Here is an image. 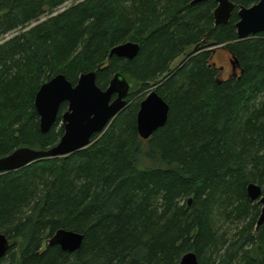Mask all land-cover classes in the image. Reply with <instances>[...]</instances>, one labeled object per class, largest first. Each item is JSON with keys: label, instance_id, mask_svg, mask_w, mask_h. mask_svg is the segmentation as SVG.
Instances as JSON below:
<instances>
[{"label": "trees", "instance_id": "16d2710c", "mask_svg": "<svg viewBox=\"0 0 264 264\" xmlns=\"http://www.w3.org/2000/svg\"><path fill=\"white\" fill-rule=\"evenodd\" d=\"M68 1L0 0V37ZM231 1L229 22L216 25L215 0H84L0 44V158L60 141L67 103L47 133L35 107L60 73L76 85L96 71L105 89L120 72L129 100L150 88L170 106L150 139L135 100L88 147L0 174L10 240L0 264H180L191 251L199 264H264L262 208L247 193L254 182L264 194V32L241 40L236 28L240 8L260 0ZM127 41L140 44L134 59L110 57ZM215 46L237 75L220 77ZM61 229L84 235L77 251L51 244Z\"/></svg>", "mask_w": 264, "mask_h": 264}, {"label": "water", "instance_id": "95a60500", "mask_svg": "<svg viewBox=\"0 0 264 264\" xmlns=\"http://www.w3.org/2000/svg\"><path fill=\"white\" fill-rule=\"evenodd\" d=\"M208 0H193V4ZM218 3L214 11L215 24H227L235 4L231 0H215ZM239 21L236 24L238 38L243 40L264 32V0L250 7H241ZM140 51V44L127 41L111 49L110 57L117 55L134 59ZM232 61L233 72L237 75V66ZM132 87L131 82L120 72L116 73L107 88L97 84V72L83 73L77 84L73 85L65 74L60 73L46 81L35 97V107L40 116L43 133L49 132L56 124L60 108L67 103V110L62 115L64 134L60 141L48 149L19 147L12 153L0 158V174L13 172L45 158L70 155L84 149L92 143L95 134L105 131L111 122L127 106V97ZM170 106L156 90L151 91L140 103L137 115V128L140 137L147 140L165 126L168 121ZM251 201L262 204L258 226L264 223L263 188L251 182L247 186ZM84 241V235L72 230L61 229L51 239V244L60 245L64 251H77ZM10 248L8 237L0 233V258ZM145 264V263H142ZM162 264V263H161ZM180 264H199L195 252L184 254Z\"/></svg>", "mask_w": 264, "mask_h": 264}, {"label": "rangeland", "instance_id": "374dc122", "mask_svg": "<svg viewBox=\"0 0 264 264\" xmlns=\"http://www.w3.org/2000/svg\"><path fill=\"white\" fill-rule=\"evenodd\" d=\"M81 1H84V0H69L68 2H66L63 6H61L60 8H58L53 14H46L44 15L43 17H41L40 20L36 21V22H33L32 24H29L26 28L24 29H19L17 31H14V32H11L9 34H6L2 37H0V44H3L5 43L7 40L11 39L13 36L15 35H18L20 33H22L23 31H26L27 29L31 28L32 26L40 23V22H43L45 20H47L48 18H50L51 16L65 10L66 8L76 4V3H79ZM212 62L214 64L217 65V67L221 68L220 70V77L221 78H224V79H227L229 78L230 76L233 75V67H232V56L231 54L229 53V51L225 48H223L222 46H215V47H212ZM185 59V56H182L180 58H178L172 65V68L175 69L177 68L181 63L182 61H184ZM127 80L130 82V80L127 78ZM140 89V86H135L132 90V92H137L138 90ZM152 90L150 88H148L145 92L141 93L140 95L136 96L135 98H133L132 100H129L130 97L128 95L127 97V106L129 105V103H132L134 102L135 100H141L146 98V96L151 92ZM107 130V129H106ZM105 130V131H106ZM105 131L101 132V135L99 137H101ZM261 208H262V204H260Z\"/></svg>", "mask_w": 264, "mask_h": 264}, {"label": "flooded vegetation", "instance_id": "af4514ba", "mask_svg": "<svg viewBox=\"0 0 264 264\" xmlns=\"http://www.w3.org/2000/svg\"><path fill=\"white\" fill-rule=\"evenodd\" d=\"M233 74H235V73H233Z\"/></svg>", "mask_w": 264, "mask_h": 264}]
</instances>
